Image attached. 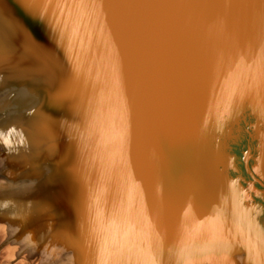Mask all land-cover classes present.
<instances>
[{"label": "bare ground", "instance_id": "1", "mask_svg": "<svg viewBox=\"0 0 264 264\" xmlns=\"http://www.w3.org/2000/svg\"><path fill=\"white\" fill-rule=\"evenodd\" d=\"M61 1L0 0V144L35 137L0 166V264H264V0ZM43 49L55 81L21 68Z\"/></svg>", "mask_w": 264, "mask_h": 264}, {"label": "water", "instance_id": "2", "mask_svg": "<svg viewBox=\"0 0 264 264\" xmlns=\"http://www.w3.org/2000/svg\"><path fill=\"white\" fill-rule=\"evenodd\" d=\"M73 1H78V0H64V1H61L60 3H62V4L64 3L66 5L76 4ZM157 1L161 2L162 0H151L150 1V2H152V6L151 7L154 6V8H155L157 6V4H156ZM36 53H38V55L36 57L33 56L32 60L29 61L28 63H25V65L23 64L21 66V68H23V70H25V71L31 70V68H35L36 73L33 74V76H35L37 78L42 76L38 80L39 82L42 81V83H44V81H55L56 68L58 67V65L62 64L61 58L59 57L60 53L56 52V51L49 50V49L48 50L43 49L41 51L38 50ZM112 65H114V64H111L110 66H112ZM108 68L109 67H107V69ZM111 69H112L111 70V72H112V71H114L115 68L112 66ZM43 70H45V73H42ZM4 73H5V71L4 72H0V91L2 89H5V87H6L5 83H9V82L13 81V80L9 81ZM162 84H163V81H162ZM10 88L13 89V87H11V86H10ZM156 92L159 93V92H162V91L158 90ZM18 94L19 93L17 92L16 95H18ZM16 95H13V96H16ZM163 95H164L165 98L167 97V99H168L169 96L167 94H165L163 92L162 95H161L162 98H163ZM11 100H12V103L14 105L12 104L10 109L11 108L14 109V112L12 111V109L9 110L10 116H12L11 117L12 119H14L16 117L17 120H19L18 126H20L22 122L26 121L27 118L29 120V117L31 115L30 113H32V110L35 109L36 107L39 108V115H37V117L42 115V111L44 109V105L47 102L43 98V93L38 91V90H34L32 92V94L26 92L25 93V98H23V97L22 98L12 97ZM1 104H2V102H1ZM14 121L16 122V120H14ZM3 124L4 123H2V125ZM38 124H40L39 121L36 123V125H38ZM33 125L36 126L35 123L32 124V126ZM14 126L15 125L11 124V127H8V128H13ZM12 130H14L15 132H13V134L10 133L11 136L9 135V133H7V139L4 138V139L7 140V141H5V144L4 145L0 144V164L1 165L3 164L2 162H6L9 159V156H10L9 152L13 151L12 149L15 148V143H20V142H23L25 140H26L25 142H31V141H33L32 138H34V140H35L34 135H32V133H29L27 126H24L23 128L15 127ZM15 133H17L16 135H18V137L20 138V142L17 140V138H13ZM45 151H46V153L48 154V156L50 158L51 164L55 165V167H57L56 165H58V161H60V162L62 161V157H58L57 148L55 147V149H54V148L51 147V148H48ZM2 168L3 167H0V169H1L0 173L2 172ZM1 179L4 180L3 176L0 177V180ZM7 182L10 185V183L15 182V181H9L5 177V183L7 184ZM0 184H2V183L0 182ZM2 187H4V186L0 187V192L1 193L5 189V188H2Z\"/></svg>", "mask_w": 264, "mask_h": 264}, {"label": "rangeland", "instance_id": "3", "mask_svg": "<svg viewBox=\"0 0 264 264\" xmlns=\"http://www.w3.org/2000/svg\"><path fill=\"white\" fill-rule=\"evenodd\" d=\"M195 81V80H194ZM191 82V83H189L191 86H190V90H191V92L192 91H194L193 90V87L192 86H195L196 84H198L197 82ZM175 83L177 82V81H174ZM170 83H172V82H170ZM187 88L189 87V86H186ZM192 87V88H191ZM199 88V87H198ZM185 90H186V88H184V91L181 93V94H174L175 95V97L176 98H178V97H183L185 94ZM189 94H193V93H189ZM183 100H184V97H183ZM194 101V102H193ZM174 103H175V109H174V113H177L178 115H179V117H180V119H181V117L182 118H184L183 120H181L182 122H183V125L182 126H180L183 130H185L184 129V125H187L188 127H191V128H193V124H192V121H194L195 120V117H197V115H198V113H200L201 111H204V109L206 108V100L204 99V97H202V98H200V96H194V98H193V100H188V101H182V102H178L176 99L174 100ZM104 132H105V130H104ZM89 132H83V133H81L80 135H77V136H74V137H68V138H66V139H63L62 141H65V140H72V139H78V138H84V136L85 137H87V136H90L91 134H88ZM189 138V137H188ZM185 142L187 143H190L189 141H187V140H185ZM54 143H56V142H54ZM54 143H52V144H54ZM5 144V142L3 143V145ZM51 143L50 142H48V143H46V144H44L42 147H48L49 145H50ZM16 147V146H15ZM19 147V146H18ZM42 147H40V148H42ZM242 146H240V145H234V153L238 156V157H240L241 159L243 158V150H242V148H241ZM27 148H30V149H38V148H33V147H28L27 146ZM39 148V149H40ZM14 149V148H13ZM44 148H42L41 149V151L43 150ZM13 156H15V154L14 153H10V156H9V159L6 161V162H2L3 164H7V163H9L10 161V158L11 157H13ZM240 159V160H241ZM2 164V165H3ZM1 164H0V166H2ZM57 167H55V165L54 166H52L51 167V169L49 170V171H58L60 168H61V165H56ZM239 167L242 169L243 168V164L241 163L240 165H239ZM237 172V170H235V169H233V173H235V172ZM246 175V174H245ZM245 177V176H244ZM246 177H248V180H250V178H249V176L248 175H246ZM238 185V184H237ZM240 186L242 185V183H240L239 184ZM243 185L244 186H247V184L246 183H243ZM257 188L260 190H262V189H264L263 187H261L260 185H257ZM263 195V196H262ZM262 195H258V196H256L255 198L254 197H252L251 195L249 196V199H251V201L252 202H256L257 200L258 201H260V203H262L263 205H264V193L262 194ZM24 260V259H23ZM23 263V262H22Z\"/></svg>", "mask_w": 264, "mask_h": 264}]
</instances>
